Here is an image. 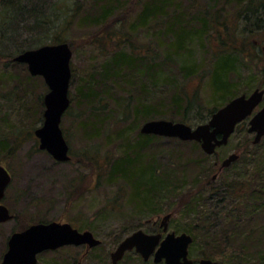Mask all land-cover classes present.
I'll return each instance as SVG.
<instances>
[{"label":"rangeland","instance_id":"1","mask_svg":"<svg viewBox=\"0 0 264 264\" xmlns=\"http://www.w3.org/2000/svg\"><path fill=\"white\" fill-rule=\"evenodd\" d=\"M98 1L47 0L44 7L38 5L45 13L39 17L34 14V18L29 10L40 0H0V140L7 138L12 144L6 152H0V164L12 176L2 202L16 215V219L0 225V261L12 231L45 219L90 230L102 243L89 257L106 264L117 236L138 226L147 230L145 219L172 212L169 229L194 230L198 248L207 244L208 252L220 264H264V192L259 197L255 194L261 183L259 166L264 175V136L260 143L252 145L253 134L247 131L246 120L215 155L203 152L196 141L157 135L144 149L151 162L159 164L160 174L194 159L207 167V177L211 178L216 170L213 161L241 146L242 154L226 172L237 173L241 188L237 208L233 209V203L227 204L225 214L210 220V224L202 225L189 217L184 207L188 188L173 198L169 193L164 195V200L153 206L157 214L151 215L139 209L136 199L131 198L134 195L129 180L119 173L110 180L109 171L103 167L106 160H120L137 148L135 143L144 120L135 114V107L141 102L155 100L166 104L157 105L153 112L161 116L153 119L180 121L182 113L168 105L172 93L180 87V93H197L200 105V113L189 112L185 122L195 126L209 119L207 110L216 104L211 72L222 42L242 53L234 54L235 63L229 74L235 95L249 94L256 87L264 90V11L245 23L238 15L244 4L234 0H170L169 15L176 13L186 30L192 27V21L197 28L203 22L207 26L202 36L186 40L182 55L166 60L171 37L163 34L162 27L148 29L137 24L149 0H116L123 2L124 8L94 24L92 20L104 4ZM74 10L76 13L69 17ZM56 35L72 51L70 104L60 122L69 145L70 160L66 162L56 161L40 150L34 134L43 122V96L48 90L43 77L31 75L25 63L13 60L20 50L40 40L47 44ZM130 49L155 56V62L160 64L157 82L150 81L146 74L140 76L126 69L119 76L102 79L100 70L106 62L116 52L124 50L129 54ZM183 64H195L197 75L186 78L181 70ZM217 102V106L223 104ZM123 112L128 113L126 119H122ZM180 166L177 169L181 171L184 166ZM73 251L72 247L44 251L36 264H72ZM127 259L126 264H140L131 253Z\"/></svg>","mask_w":264,"mask_h":264},{"label":"water","instance_id":"2","mask_svg":"<svg viewBox=\"0 0 264 264\" xmlns=\"http://www.w3.org/2000/svg\"><path fill=\"white\" fill-rule=\"evenodd\" d=\"M72 51L66 41L43 44L26 49L13 57L25 63L31 75L43 77L48 90L43 96V122L34 130L38 138V148L46 151L56 161L70 160L69 145L60 127L62 115L68 109L70 98L68 87L72 76L70 59ZM261 107L254 112V109ZM247 131L253 134L252 143L257 144L264 136V90L256 87L249 94H239L215 110L205 122L191 126L185 122L164 118L150 119L142 123L140 133L163 137H175L183 141H196L206 154H213L216 147L225 145L235 126L249 117ZM239 154L233 152L223 159L220 170L235 161ZM11 181L8 169L0 164V200ZM171 213L162 217L161 224L167 226ZM12 218L7 207L0 204V223ZM159 240L158 234H148L137 230L119 243L111 252L115 264L126 250L135 248L147 259ZM191 236L186 232H169L155 251V262L164 259L166 264H218L203 258L194 263L187 257V246ZM91 231H79L69 222L51 220L31 224L21 231L13 232L7 240V249L0 264H35L37 254L44 250H54L66 244H99Z\"/></svg>","mask_w":264,"mask_h":264},{"label":"trees","instance_id":"3","mask_svg":"<svg viewBox=\"0 0 264 264\" xmlns=\"http://www.w3.org/2000/svg\"><path fill=\"white\" fill-rule=\"evenodd\" d=\"M46 1L47 0H40V2L36 4L35 8H30V14L32 13L31 15H33V17L34 14L37 15V17L42 16L45 13V9H38V5L39 7H44L43 5L46 4ZM102 1L104 2V4H102V6L100 7V11L97 16L92 20V23L94 24H99L100 21L106 20V18L112 15L114 11L117 12L124 8L123 2L120 1L118 3L116 0H99L98 3H102ZM234 1L240 4H244L242 6V9L238 12V15H240V18L245 23H247L246 21L248 19H252L257 17L258 15H262L260 14L261 10L264 11V0ZM170 8V0H149L145 3L137 22L138 26L147 27L148 29L154 27L158 29L162 27L165 30L163 34H165V36L167 37H171L170 42L167 46L168 49L166 50L169 51V53L165 54L166 60H168L172 55H182V51L186 46V40L192 39L196 37V35L202 36L207 26L205 22H203L200 24V27L197 28V24L192 21V27L186 30L183 27L182 19L177 20L176 13H172V15H169L170 12H168V10ZM75 13V10L71 11L69 17L73 16ZM219 23L223 24V22ZM122 24L123 21L121 22V26ZM263 26L264 24L261 27ZM235 28H237V26H235ZM58 36L59 35L52 37L50 39V42L47 44L60 42V39L62 38ZM44 43V40H40L35 42L33 46H30L26 49L36 48L43 45ZM222 43L223 48L214 56L215 63L211 72L212 93L214 97H216V104H214L207 110V117H209L215 110L225 104L232 97L236 96V93L232 91L234 86L229 79V74L234 67L236 58L234 54L237 52L238 55H242V53L239 49H237L236 51L234 47H229L226 46L224 42ZM24 50H20L19 53ZM155 60V56H150L148 54L146 55L139 51L135 52V50L133 49H130L129 54L122 50L116 52L112 59L106 62V64L101 68L100 74L102 75V79H104L105 81L113 75L119 76L120 71H122V69H126L137 73L140 76H144L146 74L145 76L148 77L150 81H153V83H155L157 82L158 76L160 74L158 70L160 64L156 63ZM181 70L183 72V75L187 78L196 74L197 67L195 64H183L181 66ZM179 88L180 87H177V90L172 93L169 100L170 104L168 105L171 107V109H175L177 113H182V118L180 119V121L185 122L186 114H188L189 112L194 111L196 113H200V105H197V93H193L190 96L185 92L180 93L178 91ZM217 101H221L223 104L221 103L222 105L217 106ZM139 105L140 106L135 107V114L138 115V118L146 121L153 119L156 116H161L160 114H155L153 110L157 108V105L162 107L166 104H163L161 101L156 102L154 100L153 102H150L146 100L143 103L141 102ZM124 111H126V109ZM127 117L128 113L123 112L122 119H126ZM96 121H100V118H97ZM235 129L239 130L240 124H238ZM153 138H157V136L151 134H142L138 131V139L135 143L137 148L127 157H124L120 160H115L113 162H111L110 159L106 160L104 164L106 166H103L105 167V170L109 171V173L107 174L110 180L114 179L117 173L129 180L133 188L132 195H134L131 196V198L136 199L137 204L139 205V209H145V211H148V213L151 215L155 213L157 214V210H155L153 206L156 202L158 204L161 203L162 200H164V195L167 196V194L169 193L170 197L173 198L174 195L183 190L184 187L188 188V184H190L192 181H195L202 175L207 176V167H204V164H199L197 161H194V159H191V161L183 163L182 165L180 164V168L184 166L181 171L177 169L179 166H176V168L171 167L170 170H166L167 172H163L162 174L158 173L161 171L159 164H154L153 162H151V157H149L148 153L144 150L150 145V141ZM8 142L7 138L0 140V152H6L5 150L11 147L12 144H9ZM146 157L149 158L147 159ZM145 159H147V161ZM190 165H192L191 169H189ZM261 169L262 168L259 166V169L257 170L261 178V183L255 193L258 195V197L264 192V175L260 172L262 171ZM140 194H142V196H140ZM184 204H186V201ZM184 207L187 208L186 211L188 212V205L186 204ZM44 220L45 219H43V221ZM190 230L187 229L185 232H190ZM203 239L205 241H209V238ZM208 255L209 257L214 258L213 253H208Z\"/></svg>","mask_w":264,"mask_h":264},{"label":"flooded vegetation","instance_id":"4","mask_svg":"<svg viewBox=\"0 0 264 264\" xmlns=\"http://www.w3.org/2000/svg\"><path fill=\"white\" fill-rule=\"evenodd\" d=\"M249 118H250V116L246 117L244 119V120H246L247 128L249 125L248 124ZM244 120H242L241 122H243ZM250 142L252 145H256V144L252 143V138L250 139ZM221 146H224V145H221ZM221 146L216 147L213 155L216 154L217 149ZM241 149H242L241 146H237V148L234 149L233 152H235L236 154L238 153L239 157H240V155L242 154ZM230 153H232V152H230ZM229 154H227L225 157H227ZM239 157L234 162H236L239 159ZM224 158H222V159L218 158V159H215L213 161V166L216 168V170H215V172L212 173L211 178H208L206 175H202L200 178H198L195 181H192L190 184H188L189 190H188V199L186 201L187 202L186 204L188 205V215L192 220H195L194 222H202V223H209V224L212 223L209 221L213 220L215 217L217 219H219V217H217V216L225 214L227 204L233 203V209L237 208V199L240 198L241 188H240V185H239L238 180H237V173L233 174V175H226L227 169L230 167V165L233 162L230 165H228V166H226L220 170V165H221V162L223 161ZM11 178H12V176H11ZM8 186L6 187V189L8 188ZM6 189L4 191V195H3L2 199L0 200V204L5 205L7 207V209L9 210V213L12 215L11 219L5 221V222H8V221L16 219V215L12 212V210L5 203L2 202L3 198L5 196ZM230 201H232V202H230ZM228 202H230V203H228ZM167 213H171V215H172V212H167ZM167 213H165V214H167ZM171 215L169 217V220H168V223H167V226L165 229H164V225L161 224V220H162L163 216L160 218L159 214H157L154 216V218L145 219L144 224L149 225V228L147 230H143L142 227L138 226V227L132 229L131 231H129L125 234L123 233L122 235L117 236V240H116L117 243L115 244L114 248L109 252L108 260H107L106 264H114L112 261V258H111V252L114 251L117 248V246L119 245V243L121 241H123L127 236L131 235L133 232L140 230V229L143 230L145 233H148V234H158L159 235L158 243L154 247V249L151 252V254L149 255V257L147 259H144L142 257V255L136 251L135 248H132V249L126 250L124 252L122 258L119 259L115 264H126L128 261L127 258L129 257L130 253L133 254L134 256L138 257V260H140V264H150V263H152V264H166L164 259H162L159 262H155V260H154L155 251L157 250L158 246L160 245V242L166 237V235L169 232H175V234L185 232V231L176 232L175 230L169 229V221H170ZM49 221H51V220H49ZM5 222H1L0 225L5 223ZM39 222H48V220L43 221V219H39L37 222H31L26 227H24L22 229H17V230L12 231L10 233V235L15 231H21V230L27 228L28 226H30L31 224H35V223H39ZM74 228H76V227H74ZM194 228H195V225H194ZM78 230L83 231L80 229H78ZM84 230H88V229H84ZM186 233L191 236V241L189 242V244L187 246V257H188V259H191L194 263H197L200 259L207 258V259H211L212 261H217L218 264H220V262L218 260L209 257L208 253H210L211 251L208 252L207 245L204 247L198 248L197 242L199 241V239H197L196 234L194 233V230H190V232H186ZM96 238H98V237H96ZM98 239L100 240L99 244H97L93 247H88V245L85 243L84 244H78V245L66 244V245H62V246H60L54 250H57V249L62 248V247H72L74 249V251H73L74 259H72V264H83V263L87 264V262H89V264H102V263H100V261H96L94 259H91V257H89L90 254L92 253V250L102 243V240L100 238H98ZM44 251H53V250L48 249V250H44ZM44 251H42V252H44ZM42 252L38 253L36 256L37 262H38V256Z\"/></svg>","mask_w":264,"mask_h":264},{"label":"bare ground","instance_id":"5","mask_svg":"<svg viewBox=\"0 0 264 264\" xmlns=\"http://www.w3.org/2000/svg\"><path fill=\"white\" fill-rule=\"evenodd\" d=\"M84 231V230H83Z\"/></svg>","mask_w":264,"mask_h":264}]
</instances>
